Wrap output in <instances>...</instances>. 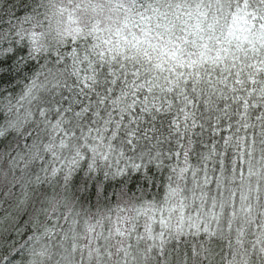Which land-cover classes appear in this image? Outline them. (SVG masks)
Listing matches in <instances>:
<instances>
[{"label": "snow or ice", "instance_id": "6c2138e0", "mask_svg": "<svg viewBox=\"0 0 264 264\" xmlns=\"http://www.w3.org/2000/svg\"><path fill=\"white\" fill-rule=\"evenodd\" d=\"M0 264H264V0H0Z\"/></svg>", "mask_w": 264, "mask_h": 264}]
</instances>
